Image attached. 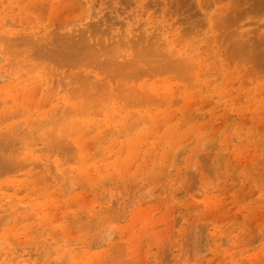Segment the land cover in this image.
Segmentation results:
<instances>
[{"label": "rangeland", "instance_id": "obj_1", "mask_svg": "<svg viewBox=\"0 0 264 264\" xmlns=\"http://www.w3.org/2000/svg\"><path fill=\"white\" fill-rule=\"evenodd\" d=\"M1 1L0 32L2 34L0 33V48H3L2 46H4V48L3 50H0V87H3L2 89L0 88V125L2 124L0 126L2 127L0 128L2 129L0 130V138L5 140V142L8 139H11L12 142H9L8 140V144L4 143L3 146L6 145L7 148L4 147L2 149V146L0 147V157L4 152L8 156L2 154V156L5 157H1L0 165L4 162L9 164V162L18 163V161L20 164V160H22V162L23 160H27V163L23 162L22 165L20 164L21 168L25 167L24 170L23 168L22 170L19 168L20 165L17 166V168L12 169V171L9 170L3 172V169L0 170V172H2L0 173V185L2 184L0 186V264H24V262L25 264H100L101 261L103 262L101 264H113L112 261L114 260L115 264H264V223H262L264 222V218L262 219V217H264V179H262L264 178V170L258 169L260 165L264 164L263 150L260 152V147H256L257 145H242V143H240V136L236 138L239 134L238 131H236V128L233 130L235 133L233 131L229 132V130L226 131L229 129L228 125L230 122H233L234 127H237L236 125H250L252 122L254 123L253 120L252 122H248V120L251 121L250 118L252 115L250 112L252 111L254 114L258 113V116L260 115V119H258L259 117L255 118L254 125L258 128V133L261 134L264 131V89L259 88L255 90L258 85H252L251 87L248 85V87H244L247 85L248 81H251V79L254 80L251 81L253 84L263 82L262 80H264V76L261 78L262 74L258 72V63L256 62L255 65V61L252 62L254 58H257L262 54L264 55V43L259 40V37L264 36L263 34H259L264 32V9L262 10V8L259 7L261 4H259L257 0H243L239 4L241 7L240 10L242 11H236L235 14L238 15L237 13H239L238 17H240V19H237L241 20V24H238L237 26L241 31H245V33L242 32L244 36H246L247 33V37L249 38H258V40L252 41V45L251 42L248 43L252 47L255 45L254 49L256 54L253 56L254 58H252V61H248L247 58L249 59V57L247 56H244V58L242 56L235 58L228 57L229 54H232V51L228 50L230 48L229 45L231 46V41L226 40V43H222V39L220 41L221 36L218 38L220 44L218 43L215 48L216 50L213 49L214 46L212 45L215 40H211V43L206 44L203 48L204 50L201 48V54L203 53L202 55L205 57L204 59L207 64L209 63L206 69L217 68V71L213 70L215 75L207 74L208 77L210 76L209 78L205 76L206 73L202 72L203 77H207L205 78L206 83L209 81L215 83L212 80L218 75L217 84L220 86L224 83L226 86V91L224 93L218 92L219 95L217 93L215 97L212 92L209 93L206 91L207 87L204 85H200L201 87L196 90L194 87L196 88L198 85L194 82V79L191 84L187 83L188 85L186 86V82L178 79L174 72L159 77L149 75L142 76L139 79L131 80L133 86H136V84L142 85L143 83L141 82L143 80L151 79V83L156 84L155 89H160V91L157 92L160 95L157 98L154 97L151 99L150 104H148L149 101L146 103L141 102L139 104L129 102L124 103L123 100H126L125 97L122 99L120 106L117 104H115L117 107L112 104L106 106L103 105V111L106 110L108 112V114H106L103 111L99 112L98 109L95 110L96 107L94 110L89 111V105L84 102L80 103L81 98L79 97H82V94L78 91H76L77 93L75 92L78 85L74 84L72 82L74 80L71 78L72 73H76L78 70L75 71L69 67L60 68L55 64L50 65L49 68L52 70L46 67V64H42L35 68H27L28 66L25 63L26 55L22 54L23 48H20V50L19 48H16L14 50L6 44L7 42L4 39L8 35H11V33H15L14 35H22V33L28 32L30 34L25 33L23 36L29 37L32 41H40L44 38L52 37L54 32L61 29L69 30V26L84 30L87 26L93 25L95 22L99 23L100 18L101 20L112 21V17L113 21L115 18L114 23H116V29H121L122 31L123 28H127L128 23L129 25L131 24V28H134L135 25L140 26L138 28H141V31L137 27H135L136 29L134 28L136 31L135 34L139 35L137 32H142L146 30V28L148 31H151L154 28L158 29L161 22H164L165 20L162 18L164 15L161 16L162 14L160 13L156 15V12H160L157 9H155L156 11L151 9L152 14H150L151 10L148 9V12L145 6V10H139L141 9L140 7L144 5V0H136L135 2L132 0L131 4H126L125 0H122L123 2L121 1V4L120 0H118L119 3H117L116 0H90L88 2L84 0V3L77 4L72 0L74 7L71 9L68 8V5L70 4L65 3L63 0ZM170 2L171 0H169V3ZM232 2L235 3V0H215V2L211 0H202V2L201 0H189L188 2L187 0V3L190 4L188 6H183L178 12L174 10L170 3L169 6L171 7H169V9L171 11L173 10L172 12L174 13L169 10L172 13L170 14L169 12V15L173 18L172 21L168 20L169 23L167 22L170 39L169 44L175 45L179 48V44L185 41L184 39L187 37V31H189L187 26H190L192 23H197V15L200 17L198 20L202 23L204 21L209 22L207 19L213 14L211 12L214 11L217 12L218 18L225 17L227 13L229 15L230 12L228 9L233 5ZM261 2H264V0ZM110 3H112V5ZM146 3H148V1ZM201 4L202 7H200ZM124 5L126 7L129 5V10ZM130 6H132V8ZM263 6L262 3V7ZM133 7L135 9H133ZM256 7H258V10H256ZM115 9L119 12L116 13ZM33 10L37 12H34ZM182 10H184V12ZM20 11L22 12V15ZM29 11H31V14L33 11L34 15L30 14L33 18H30ZM141 11H143L142 14ZM194 11L196 16H193ZM226 11L228 12L226 13ZM121 12L125 16L122 14L121 16ZM241 12H243L242 17L240 15ZM108 13L111 16H107ZM249 13L252 15L251 18L249 17ZM187 14H190L192 18H195L191 19L192 21L189 20L190 22L187 20L185 21ZM232 14L233 13H231V15ZM117 15L120 16L119 20H117ZM132 15H134V18ZM39 16H41V21L38 19ZM170 16L169 18H171ZM65 17L71 18H69V21H66L68 19ZM253 17H256V20L258 17V20L256 21ZM138 19L141 21L139 20L138 22ZM224 19H227V17ZM248 19L249 21H247ZM52 21H54L53 24H55V29L58 28L56 31L53 29L54 25L51 23ZM58 21L61 22V26ZM133 21L136 24H133ZM200 21H198V25L201 24ZM126 22L127 25H125ZM238 22L239 21H237V23ZM121 23L125 27L122 26ZM230 24L231 23L229 22L218 20L213 21V26L225 25L223 27L227 28V25L228 28L226 31L228 33L229 28L232 30ZM204 25L205 22L203 23L202 29L204 35H219V33L215 32L208 26L207 29ZM256 28L260 29V31ZM2 29H4V31L6 29L8 32H2ZM250 32L252 33L250 34ZM6 33L8 34L6 35ZM257 33L258 35H256ZM38 34L40 36L37 37L39 40L34 36ZM43 34L45 35L44 38L42 36ZM234 38L235 37H233V39ZM260 39L264 40L263 37ZM176 42H179L177 43L178 45ZM219 46L223 49L224 53L218 52ZM206 53L209 55L207 56ZM9 54H12V57L9 56ZM1 56H6L8 58L4 57L6 58L4 59ZM237 58L242 59L236 60ZM230 59L233 60L230 61ZM218 62H220L219 65ZM20 68L21 73L18 70L16 71V69ZM26 69L29 71H27L28 75L25 73ZM255 71L257 72L255 73ZM96 72L98 71L96 70ZM258 74L261 75L259 77L261 79L257 80ZM219 76H222V78H219ZM225 76H228V78H225ZM230 79L231 83L229 85V91L240 89V92L235 93L232 91V93L234 92L232 98L231 91L229 92L227 89V83ZM21 80L25 81L22 82ZM19 82L23 85H19ZM190 85L192 87H190ZM11 87L14 89L12 88V90ZM9 89L12 90V92ZM252 89H254V99H250L251 102L247 103V100H245V93ZM195 90L197 92H195ZM25 91L28 92L26 93ZM193 91L195 94H191V92L194 93ZM203 91L205 93L207 92L212 99H208L209 96H206ZM183 92L185 96L183 95ZM10 93H13V95ZM161 93L164 95H161ZM25 94H27L26 98ZM178 94L181 96L177 97ZM162 97L164 99H162ZM30 98L34 100L33 103L30 101ZM192 98L195 99L193 100ZM236 98H238V100L234 102L233 99ZM61 99L62 103L60 102ZM203 100L207 104H204ZM153 101H157V103L154 105L152 103ZM34 103H36L37 106L34 105ZM43 103L44 105H42ZM77 103L82 105L81 107L83 111L81 113H75L74 115L77 117L75 118L73 114L69 113L72 111L69 110V108L72 104L75 105ZM161 105L165 107H162ZM34 106L41 108H35ZM53 107L54 109H51ZM261 109L263 111H261ZM31 110L34 111L32 112V115L30 113ZM259 110L260 114L258 112ZM175 113L176 115H174ZM51 114H54L53 117H50L52 116ZM202 115L203 119L201 118ZM255 115L254 117H257ZM57 116L58 120L63 124H59V121H56ZM64 116L65 118H69L67 122L63 119ZM32 117H35V120H32ZM73 117L75 119L71 122ZM38 118L40 121L37 125ZM45 118H47V120L50 118L51 121H45ZM16 120H18L17 123H15ZM31 121L36 125L33 126L34 124ZM73 121H76V123L74 124ZM56 123L58 129L56 128ZM30 124L33 127H31ZM46 124H48L49 128ZM61 124L67 127H60L59 125ZM54 126L57 130L60 129L61 131H57L55 128L53 129ZM179 126L181 128H179ZM20 127L23 128L21 129ZM69 127L70 129H68ZM40 128L42 129L39 131ZM74 128H76V130H73ZM29 129L32 131L30 130V132ZM45 129L47 132L44 131ZM52 129L55 133L57 131L56 135L58 137L51 132ZM16 130L20 140L18 139V136L17 138L15 136L17 135ZM33 130L36 131L34 132L35 135ZM8 131H10V133ZM48 131L50 134H47ZM175 131L177 134H173ZM80 132L81 134H79ZM39 133H41V136ZM72 133L73 137H71ZM87 133L88 135H86ZM42 135H45L43 136L45 138V141L43 142H41V140L39 141V139H42ZM63 135L67 136L65 141L63 139L64 137L62 138ZM14 136L16 139L13 140ZM96 137L99 138L95 140ZM26 138H29L28 141H26ZM78 139L82 140L79 142L80 144L78 143ZM90 139L92 141H90ZM66 141L68 143L72 141V143L75 144V146L72 145L75 149L72 146V148L70 147L69 149V144ZM138 141L142 143H139L140 146L138 143L136 144ZM180 141L185 146L182 147L183 144L180 143ZM21 142L23 144L22 148H20L22 145ZM145 142H147V144H145ZM88 143H90V145ZM103 143H106V146ZM13 144H15V146ZM16 144H18V147ZM66 144L68 146H66ZM211 144L213 146L212 148H209ZM8 145H13L14 148L13 146H10V148ZM137 145L139 146L137 150L140 148L138 151L136 150ZM145 145L146 149H143V147L145 148ZM228 146L232 148L238 147L237 153L229 155L225 151ZM15 147L19 149V154L21 155L18 154V150ZM65 148L67 150H65ZM197 148L198 151L195 150ZM15 149L17 151H15ZM76 149L77 151H75ZM252 149L255 150V153L257 152L256 154H253V156L251 155L253 153ZM79 152L84 154L81 155ZM206 153L208 155H206ZM85 154L87 155L85 156ZM194 154H196V157ZM177 156L179 158H177ZM260 157H262L263 160H261ZM90 159L92 160L90 161ZM206 159L209 161H206ZM212 159H214L213 162ZM248 159L251 160V162ZM34 162H36L37 166L36 164H33ZM205 162H210V164L208 163L207 165L206 163L205 166H203ZM81 165H83V167ZM255 165L257 166L255 167ZM28 167L29 171L26 169ZM78 168L81 171H79ZM253 172L259 177V180L256 183L251 180ZM3 173L7 174L3 176ZM99 173L100 175H97L98 178H96L95 181L94 178L97 176H94V174L96 175ZM247 175H250V177L247 178ZM92 178L93 180H91ZM24 179H27L26 182ZM225 184H227V186ZM242 190L243 193H241ZM255 191L256 194H254ZM43 200L44 204L42 203ZM235 200H238L239 202ZM29 204L30 207H28ZM239 217H241L240 220H238ZM234 222L235 224H233ZM261 224L263 227H261ZM15 250L17 252H15ZM98 258L100 259V263L97 262V260L99 261ZM87 261L90 263H87Z\"/></svg>", "mask_w": 264, "mask_h": 264}, {"label": "bare ground", "instance_id": "obj_2", "mask_svg": "<svg viewBox=\"0 0 264 264\" xmlns=\"http://www.w3.org/2000/svg\"><path fill=\"white\" fill-rule=\"evenodd\" d=\"M1 1V0H0ZM10 1V0H9ZM8 1V2H9ZM16 1V0H15ZM19 1V0H18ZM47 1H51V0H47ZM63 1H65V3H69L70 5H68V8L69 9H71V8H73L74 7V4H73V2H72V0H63ZM75 3H79V4H81V3H84L83 1L84 0H73ZM85 1H90V0H85ZM114 1V0H113ZM113 1H112V3H113ZM117 1V3H119V1L118 0H116ZM121 1L122 0H120V4H121ZM131 1L132 0H125V2H126V4H131ZM136 0H134V2H135ZM145 2H144V5L142 6V7H140L141 9H139V10H145V7L147 8V11L149 12V10H153V11H156L155 9H157V10H159L160 12H156V15L157 14H162L161 16H163L162 18H164L165 20H164V22H166V23H164V22H161V25L159 26V28L157 29H152L151 31H148L147 30V28H146V30H144V31H142V32H139L138 31V29L141 31V28H138V27H140V26H136L135 25V27H137L138 29H137V34L139 33V35H136L135 34V30H134V28L132 29L131 28V24L129 25V23H128V25H129V28H128V25H127V22L125 23V25H127V28H123V31L121 30V29H116V23H114V21H115V18H114V21H113V17H112V21H106V20H101V18H100V21H99V23L98 22H95L93 25H89V26H87L84 30H80L79 28H77V27H70L69 26V30H63V29H61V30H59V31H57V32H54V34L52 35V37H48V38H44L45 37V35L43 34L42 36H43V40H40V41H32L29 37H26V36H23V34H25V33H28V32H24V33H22V35L20 34H16V35H14L13 33H11V35H8L4 40L7 42H5L6 44H8L9 45V47L10 48H12V49H16V48H19V50H20V48H23V55H26L25 56V58H26V65L28 66L27 68H35V67H39V66H41L42 64L44 65V64H46V67H50V65L51 64H55L56 66H58V67H60V68H65V67H69V68H71V69H74L75 71H77L78 70V72H76V73H72V80H74V81H72L74 84H76V85H78L77 86V88L75 89V92L76 91H78L79 93H81L82 94V97H79V98H81V100H80V103H86L87 105H89V111L90 110H94L95 109V107H96V109L95 110H97L98 109V111L99 112H102L103 111V105H108V104H112L113 106L115 105V104H117V105H119L120 106V103H122V99H124L125 97H126V100H123V102L125 103V102H129V103H135V104H139V103H141V102H147V101H149L148 102V104H150V100L151 99H153L154 97H158L160 94L159 93H157L158 91H160V89H155V87H156V84H153V83H151V79H145V80H143L141 83H143L142 85H140V84H136V86H133V82H131V80H133V79H139L140 77H142V76H154V77H159V76H165V75H167L168 73H170V72H174L176 75H177V77H178V79H181L183 82H186V86L188 85V84H191L192 82H193V79H194V82L198 85V87H194V89H196L197 90V88H199V87H201L200 85H204V86H206L207 87V89H206V91H208L209 93L210 92H212L214 95H215V97H216V95H217V93L219 92V93H224L225 91H226V86H225V84L224 83H222L220 86L217 84V80H218V75H217V77L215 76V79L214 80H212V81H214L215 83H212L211 81H209V82H207L206 83V79L205 78H207L208 76H207V74L209 75H215L214 74V72H213V70L214 71H217V68H210V69H206L207 68V66L209 65V63L207 64V62H206V60L204 59L205 57H203V53L201 54V51H202V49L206 46V44H208V43H211V40H215L213 43H212V45L214 46L213 47V49H215L216 48V46L218 45V43L221 41V39H222V43H226V40H230L231 41V46L229 45V51H232V54L230 55H228V57L230 56V57H232V58H235V57H239V56H242L243 58H244V56H247V57H249V59L247 58V60L249 61H252V58H254L253 56H255V54H256V51H255V49H254V47H255V45H254V47H252V46H250L248 43H250L251 42V45L253 44L252 43V41H255V40H258V38H255V39H252V38H249V37H247L248 36V34L246 33V36H244V34L243 33H245V31L244 30H240L239 29V27L237 26L238 24H241V20H238V19H240V17H238V15H239V13H237L238 15H235L236 14V11H242V10H240L241 9V7H240V3L243 1V0H235V3L234 2H232V6H230L229 7V9H228V11L230 12L229 13V15H228V11H226V15H228V16H226L225 15V17L223 16L222 18L220 17V18H218L217 16H218V14H217V12H211V13H213V14H211V16L207 19V20H209V22H207V21H204L205 22V25H204V27L206 26H208V27H210L211 29H213L215 32H217V33H219V35L218 36H210V35H204L203 34V23L200 21V20H198L200 17H199V15H197V23H198V21H200V23L201 24H197V23H192L190 26H187V28L189 29V31H187V37H185V41H183L182 43H180L179 44V48L177 47V46H175V45H171V44H169V29L167 28V24L169 23V21H172V17L169 15V12L171 11L170 9H169V7H171V6H173V8H174V10L176 11V12H178L179 10H181V8H183V6H188L189 4L187 3V0H171V6H169V0H147L148 1V3H146L147 1L146 0H144ZM211 1H214L215 2V0H211ZM228 1V0H227ZM248 1V0H247ZM251 1V0H250ZM262 0H257V2H259V4H261L259 7H261L262 8V10L264 9L263 7H262V3H263V5H264V2H261ZM2 2V1H1ZM12 2V1H11ZM123 2V1H122ZM125 2H124V4H125ZM188 2H189V0H188ZM201 2H202V0H201ZM13 3V2H12ZM19 3V2H18ZM36 3V2H35ZM112 3H110L111 5H112ZM133 3V2H132ZM193 3V2H192ZM191 3V4H192ZM199 3V2H198ZM255 3H256V1H255ZM90 4H91V2H90ZM135 4V3H134ZM200 4V3H199ZM257 4V3H256ZM39 5V4H38ZM123 5V4H122ZM121 5V7L123 8V6ZM136 5V4H135ZM209 5V4H208ZM125 6V5H124ZM129 6V5H128ZM128 6L126 7V8H128ZM145 6V7H144ZM194 6H195V4H194ZM216 6V5H215ZM214 6V7H215ZM251 6H252V4H251ZM1 7V6H0ZM4 7V6H3ZM8 7V6H7ZM83 7V6H82ZM113 7V6H112ZM131 8H132V6H130ZM135 7V6H134ZM133 7V9H135ZM196 7V6H195ZM200 7H202V4L200 5ZM207 7V6H206ZM243 7V6H242ZM25 8H26V6H25ZM32 8V7H31ZM34 8H36V7H34ZM120 8V7H119ZM143 8V9H142ZM172 8V9H173ZM193 8V7H192ZM253 8V7H252ZM149 9V10H148ZM187 9V8H186ZM36 10V9H35ZM61 10V9H60ZM113 10V9H112ZM121 10V9H120ZM128 10H129V8H128ZM132 10V9H131ZM152 10L150 11V14H152ZM170 10V11H169ZM188 10V9H187ZM227 10V9H226ZM256 10H258V7H256ZM28 11V10H27ZM34 11V10H33ZM33 11H32V14L34 15V13H33ZM115 11H116V13L117 12H119V11H117V9H115ZM125 11V10H124ZM137 11V10H136ZM146 11V12H147ZM162 11V12H161ZM173 11V10H172ZM171 11V12H172ZM183 12H184V10H182ZM197 11V10H196ZM244 11V10H243ZM1 12V11H0ZM12 12H13V10H12ZM15 12V11H14ZM31 11H29V16H30V13ZM34 12H37V11H34ZM135 12V11H134ZM142 12L143 11H141V14H142ZM147 12V13H148ZM170 12V14H172V13H174V12H172L171 13ZM199 12V11H198ZM255 12V11H254ZM20 13H21V15H22V12L20 11ZM67 13H69V12H67ZM113 13V12H112ZM111 13V14H112ZM124 13V12H123ZM145 13V12H144ZM188 13V12H187ZM190 13V12H189ZM195 13V11L193 12V16L196 14H194ZM203 13V12H202ZM231 13H233L232 15H231ZM246 13V12H245ZM257 13V12H256ZM262 13V12H261ZM31 14V15H32ZM38 14H40V13H38ZM37 14V15H38ZM122 14V12L120 13V15ZM125 14V13H124ZM131 14V13H130ZM133 14V13H132ZM154 14V13H153ZM197 14H199V13H197ZM247 14V13H246ZM25 15H27V14H25ZM36 15V14H35ZM110 14L108 13L107 14V16H109ZM123 15V14H122ZM121 15V16H122ZM140 15V14H139ZM155 15V14H154ZM174 15V14H173ZM191 15H192V12H191ZM190 14L188 15L187 14V16L185 17V21L187 20V21H189V20H191V19H193V18H195V17H193L192 18V16H191ZM202 15V14H201ZM241 17H242V15H243V12H241ZM254 15V14H253ZM28 16V17H29ZM105 16V15H104ZM111 16V15H110ZM123 16H125V15H123ZM126 16H128V15H126ZM130 16V15H129ZM134 15H132V17H133ZM152 16V15H151ZM169 16L171 17V18H169ZM196 16V15H195ZM203 16V15H202ZM237 16V17H236ZM247 16H248V14H247ZM256 16V15H255ZM37 17V16H36ZM40 17L41 16H39L38 17V19H40ZM53 17V16H52ZM56 17V16H55ZM67 17V16H66ZM65 17V18H66ZM117 17V20H119L120 18V16H116ZM149 17V16H148ZM153 17V16H152ZM204 17H206V16H204ZM208 17V16H207ZM227 17V19H224V18H226ZM249 17L251 18L252 17V15L249 13ZM258 17H259V14H258ZM258 17H257V20H258ZM21 18V17H20ZM30 18H33V17H31L30 16ZM30 18H29V20H30ZM42 18H43V16H42ZM69 18H71V17H69ZM69 18H66V19H68V20H66V21H69ZM73 18H74V16H73ZM104 18V17H103ZM134 18V17H133ZM132 18V19H133ZM140 18V17H139ZM202 18V17H201ZM238 18V19H237ZM254 18V17H253ZM256 18V17H255ZM254 18V19H255ZM263 18H264V16H263ZM16 19V18H15ZM37 19V18H36ZM108 19V18H107ZM110 19V18H109ZM141 19H142V17H141ZM153 19V18H152ZM195 19V20H196ZM19 20V19H18ZM117 20H116V22H117ZM139 20L140 19H138L137 21L139 22ZM169 20V21H168ZM176 20V19H175ZM216 21V20H218V21H223V22H229V23H231L230 25H231V29L232 30H230V28H229V33L226 31V29L228 28V26L227 25H229V24H227L226 25V27L227 28H225V27H223V26H225V25H221V26H213V21ZM256 20V19H255ZM256 20V21H257ZM261 20L263 21V19L261 18ZM24 21V20H23ZM32 21V20H31ZM39 21H41V19L39 20ZM128 21V20H127ZM136 21V22H137ZM141 21V20H140ZM192 21V20H191ZM237 21H239L238 23H237ZM247 21H249V19L247 20ZM16 22V21H15ZM50 22V21H49ZM48 22V23H49ZM53 22L54 21H52L51 23L53 24ZM59 22V21H58ZM131 22V21H130ZM134 22V21H133ZM168 22V23H167ZM177 22V21H176ZM190 22V21H189ZM242 22H243V20H242ZM255 22V21H254ZM253 22V23H254ZM259 22H260V19H259ZM41 23V22H40ZM60 23V26H61V22H59ZM108 23H110V24H108ZM119 23V22H118ZM118 23H117V25H118ZM140 23H142V22H140ZM157 23V22H156ZM179 23V22H178ZM185 23V22H184ZM246 23H248V22H246ZM256 23V22H255ZM264 23V22H263ZM3 24V23H2ZM17 24H18V22H17ZM34 24V23H33ZM62 24H63V22H62ZM65 24V23H64ZM71 24V23H70ZM77 24V23H76ZM122 24V23H121ZM133 24H136L135 22L133 23ZM257 24V23H256ZM22 25H24V24H22ZM35 25H36V23H35ZM54 25V31H56L58 28H56L55 29V24H53ZM67 25V24H66ZM65 25V26H66ZM143 25V24H142ZM187 25V24H186ZM202 27H201V26ZM31 26V25H30ZM57 26H58V24H57ZM60 26H59V28H60ZM64 26V25H63ZM73 26V25H72ZM122 26H124L123 24H122ZM134 26V25H133ZM192 26V27H191ZM263 26H264V24H263ZM262 26V27H263ZM10 27H12V26H10ZM15 27V26H14ZM33 27V26H32ZM35 27V26H34ZM125 27V26H124ZM143 27V26H142ZM185 27V26H184ZM208 27H207V29H208ZM62 28V27H61ZM64 28V27H63ZM66 28V27H65ZM67 28H68V26H67ZM70 28H72V29H70ZM76 28V29H75ZM145 28V27H144ZM191 28V29H190ZM241 28V27H240ZM242 28H243V26H242ZM255 28V27H254ZM8 29V28H7ZM10 29H12V28H10ZM36 29V28H35ZM34 29V30H35ZM125 29V30H124ZM127 29V30H126ZM136 29V28H135ZM167 29V30H166ZM256 29H258V28H256ZM9 30V29H8ZM8 30H6L5 29V31H7L8 32ZM121 30V31H120ZM142 30H143V28H142ZM160 30V31H159ZM210 30V29H209ZM246 30V29H245ZM259 31H260V29H258ZM261 30H263V29H261ZM2 32H5L4 31V29H2L1 30ZM16 31V30H15ZM15 31H12V32H15ZM205 31V30H204ZM211 31V30H210ZM52 32V31H51ZM213 32V31H212ZM243 32V33H242ZM1 33V32H0ZM33 33H35V32H33ZM49 33H50V30H49ZM170 33H172V32H170ZM252 32H250V34H251ZM255 33V32H254ZM2 34V33H1ZM1 34H0V36H1ZM4 34V33H3ZM8 33H6V35H7ZM28 34H30V33H28ZM211 34V33H210ZM260 35L261 34H263L264 35V32L262 33H259ZM5 35V34H4ZM17 35H19V36H17ZM31 35H32V33H31ZM41 35V34H40ZM175 35H177V34H175ZM179 35V34H178ZM182 35V34H181ZM180 35V36H181ZM212 35V34H211ZM256 35H258V33L256 34ZM35 37H36V39H38L37 37H40L39 36V34L38 35H34ZM42 36H41V38H42ZM179 36V37H180ZM185 36V35H184ZM221 36V38H220V41H219V37ZM251 36V35H250ZM32 37H33V35H32ZM47 37V36H46ZM182 37V36H181ZM233 37H235L234 39H233ZM237 37V38H236ZM246 37V38H245ZM257 37V36H256ZM259 37V36H258ZM263 38H264V36H262ZM262 37H259V40L261 41V42H263L264 43V40H262V39H260V38H262ZM227 38V39H226ZM36 39H34V40H36ZM179 39V38H178ZM181 39V38H180ZM236 39V40H235ZM39 40V39H38ZM174 40V39H173ZM173 40H172V42H173ZM182 41V40H181ZM232 41H233V43H232ZM260 41H258V42H260ZM258 42H256V43H258ZM4 43V44H5ZM174 43V42H173ZM177 43H179V42H176V44ZM255 43V42H254ZM220 44V43H219ZM230 44V43H229ZM233 44V45H232ZM248 44V45H247ZM1 45H2V43H1ZM7 45V46H8ZM178 45V44H177ZM259 45V44H258ZM260 45H261V43H260ZM263 45V44H262ZM6 46V47H7ZM3 48H4V46H2ZM9 47H8V49H9ZM24 47H26V48H24ZM3 48H0V50L2 49L3 50ZM202 48V49H201ZM7 49V48H6ZM11 49V50H12ZM258 49V48H257ZM204 50V49H203ZM216 50V49H215ZM227 50V51H228ZM258 50H260V49H258ZM262 50H263V48H262ZM7 51V50H6ZM218 52H220V53H224L223 52V49H221L220 48V46H219V51ZM264 52V51H263ZM3 53V52H2ZM2 53H1V55H2ZM231 53V52H230ZM5 55H8V54H5ZM12 55V54H11ZM10 54H9V56H11ZM205 55V54H204ZM206 55H207V53H206ZM209 55V54H208ZM207 55V56H208ZM259 55H261V54H259ZM206 56V57H207ZM218 56V55H217ZM224 56V55H223ZM258 56V55H257ZM1 57H3V56H1ZM4 57H6V56H4ZM3 57V58H4ZM12 57V56H11ZM14 57V56H13ZM20 57V56H19ZM209 57H211V56H209ZM208 57V58H209ZM6 58H8V57H6ZM6 58H4V59H6ZM17 58V57H16ZM207 58V59H208ZM21 59H22V57H21ZM240 60V59H242V58H237L236 60ZM246 59V58H245ZM2 60V59H1ZM15 60V59H14ZM210 60H212V59H210ZM214 60V59H213ZM233 60V59H232ZM231 59H230V61H232ZM12 61H13V59H12ZM16 61V60H15ZM18 61H19V59H18ZM255 61V65H256V62L258 63V72L260 73V74H262V76L260 75V74H258V77H257V80L258 79H261L263 76H264V55L262 54L261 56H259V57H257V58H254V60L252 61V62H254ZM1 62V61H0ZM23 62V61H22ZM22 62H21V64H22ZM215 62V61H214ZM238 62H240V61H238ZM13 63V62H12ZM233 63V62H232ZM234 63H236V62H234ZM11 64V63H10ZM17 64V63H16ZM15 64V65H16ZM48 64V65H47ZM212 64H214V63H212ZM220 64V62H218V65ZM243 64H245V63H243ZM14 65V66H15ZM215 65V64H214ZM1 66V65H0ZM24 66V65H23ZM226 66V65H225ZM244 66H246V65H244ZM9 67V66H8ZM11 67V66H10ZM16 67V66H15ZM45 67V68H46ZM252 67H253V65H252ZM13 68V67H12ZM218 68H219V66H218ZM229 68V67H228ZM254 68V67H253ZM252 68V69H253ZM256 68H257V66H256ZM41 69V68H40ZM43 69V68H42ZM50 69V68H49ZM220 69H221V66H220ZM251 69V68H250ZM12 70V69H11ZM21 71V68L20 69H16V71ZM24 70V69H23ZM22 70V71H23ZM34 70V69H33ZM50 70H52V69H50ZM54 70V69H53ZM96 70L98 71V72H96ZM254 70H256V69H254ZM13 71H15V70H13ZM27 71H28V69H26V74L28 75V73H27ZM37 71H38V69H37ZM46 71V70H45ZM49 71V70H48ZM219 71V70H218ZM222 71V70H221ZM220 71V72H221ZM29 72V71H28ZM36 72V71H35ZM202 72H204V73H206L205 74V76H207V77H203V75H202ZM229 72V71H228ZM247 72V71H246ZM257 71H255V73H256ZM21 73V72H20ZM37 73V72H36ZM99 73H101V74H99ZM218 73V72H217ZM247 74V73H246ZM251 74V73H250ZM17 75H18V73H17ZM30 75H32V74H30ZM220 75H222V74H220ZM13 76V75H12ZM261 76V78H259ZM45 77H46V75H45ZM210 77V76H209ZM208 77V78H209ZM222 78V76H219V78ZM91 78V79H90ZM212 78V77H211ZM225 78H228V76H225ZM48 79V78H47ZM49 79H50V77H49ZM263 79H264V77H263ZM167 80H169V79H167ZM22 81V80H21ZM25 80H23L22 82H24ZM251 81H254V80H252L251 79ZM251 81H248L247 82V85L246 86H244V87H248V85H249V87H251L252 85H258L256 88H255V90H257V89H259V88H263L264 89V80H262L263 82H260V83H256V84H253ZM46 82H47V80H46ZM71 82V83H72ZM220 82V81H219ZM20 83V82H19ZM188 83V84H187ZM230 83H231V79L228 81V83H227V89H228V91H229V85H230ZM214 84V85H213ZM243 84V83H242ZM11 85V84H10ZM17 85V84H16ZM19 85H23V84H19ZM165 85H167V84H165ZM169 85V84H168ZM233 85H234V82H233ZM232 85V86H233ZM7 87V86H6ZM20 87V86H19ZM138 87H139V89H138ZM164 87V86H163ZM166 87V86H165ZM169 87H171V86H169ZM190 87H192L191 85H190ZM244 87H241V88H244ZM1 89L3 88V87H0ZM13 87H11V89H12ZM18 88V87H17ZM29 88V87H28ZM14 89V88H13ZM12 89V90H13ZM23 89V88H22ZM163 89V88H162ZM167 89V88H166ZM171 89V88H170ZM193 89V88H192ZM202 89V88H201ZM10 90V89H9ZM12 90H10L11 92H12ZM195 90V92H197ZM200 90V89H199ZM242 90V89H241ZM2 91V90H1ZM16 91V90H15ZM22 91V90H21ZM30 91H31V89H30ZM58 91V90H57ZM56 91V92H57ZM170 91V90H169ZM178 91V90H177ZM192 91V90H191ZM231 91V90H230ZM229 91V92H230ZM232 91H234V90H232ZM232 91L230 92L231 93V98L233 97V93L235 92H240V89H236V91H234L233 93H232ZM253 91H254V89H252V90H250V91H248L247 93H245L246 94V98H245V100H247V103H250L251 102V100L250 99H254L253 98ZM5 92V91H4ZM18 92V91H17ZM26 92V91H25ZM28 92V91H27ZM26 92V93H27ZM162 92V91H161ZM186 92V91H185ZM194 92V91H193ZM195 92L194 93H192L191 92V94H195ZM200 92H201V90H200ZM199 92V93H200ZM204 92V91H203ZM19 93V92H18ZM17 93V94H18ZM31 93H32V91H31ZM77 93V92H76ZM176 93V92H175ZM174 93V94H175ZM178 93V92H177ZM207 93V92H206ZM205 92H204V94L206 95V96H209L208 95V93L206 94ZM219 93H218V95H219ZM2 94H3V92H2ZM7 94H8V92H7ZM11 94V93H10ZM15 94V93H14ZM11 95H13V93L11 94ZM26 95L27 94H25V98H26ZM31 95V94H30ZM161 95H164V94H162L161 93ZM166 95V94H165ZM175 95H177V94H175ZM183 95H184V92H183ZM188 95V94H187ZM201 95V94H200ZM203 95V94H202ZM204 95V96H205ZM221 95V94H220ZM228 95H229V93H228ZM227 95V96H228ZM235 95V94H234ZM15 96V95H14ZM17 96V95H16ZM28 96H29V94H28ZM34 96V95H33ZM79 96V95H78ZM181 96V95H180ZM179 96V94H178V96L177 97H180ZM185 96V95H184ZM189 96V95H188ZM203 96V97H204ZM260 96V95H259ZM258 96V97H259ZM30 97V96H29ZM161 97V96H160ZM164 97V96H163ZM162 97V99H164ZM167 97V96H166ZM187 97V96H186ZM196 97V96H195ZM32 98V97H31ZM30 98V99H31ZM34 98V97H33ZM52 98H53V95H52ZM61 98V97H60ZM59 98V99H60ZM211 97L209 96L208 97V99H210ZM21 99V98H20ZM161 99V100H162ZM191 99V98H190ZM193 99V98H192ZM195 99V98H194ZM193 99V100H194ZM212 99V98H211ZM220 99V98H219ZM242 99V98H241ZM34 100H35V98H34ZM34 100H30V101H32V103H33V101ZM45 100H47V99H45ZM75 100H76V98H75ZM119 100V101H118ZM155 100V99H154ZM238 100V98H236V99H233V101L234 102H236ZM7 101V100H6ZM39 101V100H38ZM37 101V102H38ZM42 101V100H41ZM77 101V100H76ZM163 101H165V100H163ZM179 101V100H178ZM184 101H186V100H184ZM189 101V100H188ZM197 101V100H196ZM207 101V100H206ZM210 101V100H209ZM48 102V101H47ZM53 102V101H52ZM51 102V103H52ZM60 102L62 103V99L60 100ZM79 102V101H78ZM194 102V101H193ZM203 102H204V100H203ZM230 102V101H229ZM239 102V101H238ZM242 102H243V100H242ZM1 103V102H0ZM30 103V102H29ZM49 103V102H48ZM54 103H55V101H54ZM59 103V102H58ZM80 103H77V104H72L71 105V107L69 108V110H72L71 112H69L70 114H75V113H81L83 110H82V105L80 104ZM154 105H155V103H157V101H153L152 102ZM161 103V102H160ZM166 103V102H165ZM167 103H168V100H167ZM190 103V102H189ZM192 103V102H191ZM210 103V102H209ZM209 103H208V106H209ZM263 103V102H262ZM9 104V103H8ZM31 104V103H30ZM163 104V103H162ZM204 104H207V103H205L204 102ZM34 105H36V103H34ZM42 105H44V103L42 104ZM46 105H47V103H46ZM169 105V104H168ZM20 106V105H19ZM22 106V105H21ZM37 106V105H36ZM52 106H53V104H52ZM153 106V105H152ZM159 106V105H158ZM162 106V105H161ZM204 106V105H203ZM205 106H207V105H205ZM35 107V106H34ZM46 107V106H45ZM44 107V108H45ZM86 107H88V106H86ZM115 107H117L116 105H115ZM162 107H165V106H162ZM216 107V106H215ZM6 108H7V106H6ZM35 108H41V107H35ZM160 108V107H159ZM249 108H251V107H249ZM5 109V108H4ZM33 109V108H32ZM43 109V108H42ZM51 109H54V107L53 108H51ZM120 109V108H119ZM165 109H168V108H165ZM204 109V108H203ZM252 109H253V106H252ZM264 109V108H263ZM34 110V109H33ZM39 110V109H38ZM27 111V110H26ZM36 111H37V109H36ZM202 111V110H201ZM205 111V110H204ZM252 111V110H251ZM261 111H263L262 109H261ZM28 112H30V111H28ZM32 112H34V111H32L31 110V115H32ZM104 113H106V114H108V112L106 111V110H104L103 111ZM118 112V111H117ZM184 112V111H183ZM250 112V111H249ZM253 112V111H252ZM252 112H250V114L252 115L251 116V118H250V120L251 121H249L248 119V122H252V120L254 121V123L252 122L250 125H236L237 127H234V125H233V122H230L229 123V129H227L226 131H228L229 130V132H231V131H233V130H235L234 128H236V131H238V135L236 136V138H238V136H240L239 138H240V143H242V145H257L256 147H260V152L263 150V153L262 154H264V131H263V133H261V134H259L258 133V128L256 127V126H254L255 125V118H258V119H260V115L258 116V113L255 115L254 114V112L252 113ZM259 112V114H260V110L258 111ZM6 113V112H5ZM8 113V112H7ZM29 113V114H30ZM186 113H187V111H186ZM216 113V112H215ZM215 113H214V115H215ZM26 114V113H25ZM173 114V113H172ZM183 114V113H182ZM204 114V113H203ZM238 114H240V113H238ZM262 114V113H261ZM6 115V114H5ZM8 115V114H7ZM16 115V114H15ZM52 115V114H51ZM54 115V114H53ZM53 115L52 116H50V117H53ZM174 115H176V113L174 114ZM184 115V114H183ZM197 115V114H196ZM205 115V114H204ZM211 115H212V113H211ZM210 115V116H211ZM240 115H242V114H240ZM254 115L255 116H257V117H254ZM263 115V114H262ZM27 116V115H26ZM35 116V115H34ZM39 116V115H38ZM69 116H71V115H69ZM75 116V115H74ZM238 116V115H237ZM41 117H43V116H41ZM45 117V116H44ZM72 117V116H71ZM239 117V116H238ZM241 117V116H240ZM247 117H248V115H247ZM9 118H10V116H9ZM12 118V117H11ZM75 118H77L76 116H75ZM74 117H73V119H71V122H72V120H74L75 119ZM201 118L203 119V115L201 116ZM234 118V117H233ZM254 118V119H253ZM35 120V117L33 118L32 117V120ZM44 119V118H43ZM49 120H47V118H45V121L47 120L48 122L49 121H51V119L50 118H48ZM63 119H65L66 120V122L69 120V118H65V116L63 117ZM109 119V118H108ZM157 119V118H156ZM19 120V119H18ZM18 120H16L15 121V123H17V121ZM25 120V119H24ZM23 120V121H24ZM64 120V121H65ZM154 120V119H153ZM4 121V120H3ZM8 121V120H7ZM22 121V122H23ZM39 118H38V122H37V125H38V123H39ZM43 121V120H42ZM41 121V122H42ZM54 121V120H53ZM53 121H52V123H53ZM56 121H59V124L60 123H62V122H60V120H58V116H57V120ZM77 121V120H76ZM76 121L74 122V124L76 123ZM209 121V120H208ZM207 121V122H208ZM263 121V120H262ZM22 122H20V123H22ZM26 122V121H25ZM30 122V121H29ZM28 122V123H29ZM32 122V121H31ZM35 122V123H36ZM55 122V121H54ZM70 122V123H71ZM81 122H83V121H81ZM156 122V121H155ZM154 122V123H155ZM171 122V121H170ZM258 122V121H257ZM7 123V122H6ZM33 123V122H32ZM31 123V124H32ZM45 123V122H44ZM51 123V122H50ZM211 123V122H210ZM246 123V122H245ZM26 124H27V122H26ZM30 124V126L31 127H33V126H35L36 124H34L33 126ZM63 124V123H62ZM59 125L60 127L61 126H63V125ZM69 124V123H68ZM100 124V123H99ZM2 125V124H1ZM0 125V126H1ZM10 125V124H9ZM11 125H12V123H11ZM28 125V124H27ZM40 125H41V123H40ZM47 125V127L49 128V126H48V124H46ZM45 125V126H46ZM51 125V124H50ZM54 125H55V123H54ZM77 125V124H76ZM102 125V124H101ZM208 125V124H207ZM212 125V124H211ZM263 125V124H262ZM20 126V125H19ZM29 126V127H30ZM43 126H44V124H43ZM65 126V125H64ZM63 126V127H64ZM71 126H72V124H71ZM70 126V127H71ZM77 126H79V125H77ZM76 126V127H77ZM90 126V125H89ZM98 126V125H97ZM169 126V125H168ZM41 127V126H40ZM51 127V126H50ZM58 127V125H57V123H56V128ZM67 126H65V128H66ZM70 127L68 128V129H70ZM73 127H74V125H73ZM81 127V126H80ZM264 127V126H263ZM0 128H2V127H0ZM21 129L23 128V127H20ZM35 128V127H34ZM34 128H31V129H34ZM55 128V126L53 127V129ZM55 128V129H56ZM72 128V127H71ZM175 128V127H174ZM179 128H181L180 126H179ZM178 128V129H179ZM25 129V128H24ZM27 129V128H26ZM31 129H29V131L31 130ZM37 129H38V127H37ZM42 128H40L39 129V131L41 130ZM53 129H52V131L51 132H53ZM58 129V128H57ZM56 129V130H57ZM261 129H263V128H261ZM0 130H2V129H0ZM8 130V129H7ZM12 130V129H11ZM60 130V129H59ZM59 130H57V131H59ZM63 130V129H62ZM73 130H76V128H74ZM180 130V129H179ZM207 130V129H206ZM19 131V130H18ZM22 131H24V130H22ZM32 131V130H31ZM30 131V132H31ZM39 131H37V132H39ZM45 132H47L46 131V129L44 130ZM55 131V130H54ZM57 131H56V133H57ZM61 131V130H60ZM106 131V130H105ZM172 131V130H171ZM170 131V132H171ZM181 131V130H180ZM180 131H178V132H180ZM262 131V130H261ZM9 133H10V131H8ZM34 132H36L35 130H33V133ZM42 132V131H41ZM77 132V131H76ZM81 132H82V129H81ZM81 132L79 133V134H81ZM209 132V131H208ZM221 132H223V131H221ZM234 132V131H233ZM2 133V132H1ZM16 133H17V130H16ZM24 133V132H23ZM29 133V132H28ZM43 133V132H42ZM56 133L55 132H53V134H55L56 135ZM68 134H70L69 132H67ZM74 133V132H73ZM73 133H72V135H71V137H73ZM104 133V132H103ZM116 133V132H115ZM166 133V132H165ZM174 133H176V131L175 132H173V134ZM235 133V132H234ZM4 134H6V133H4ZM15 134V133H14ZM13 134V135H14ZM20 134V133H19ZM30 134V133H29ZM28 134V135H29ZM37 134V133H36ZM41 133H39V135H40ZM47 134H50V132L48 131V133ZM67 134V135H68ZM77 134V133H76ZM78 134V135H79ZM92 134H94V133H92ZM107 134H108V132H107ZM172 134V135H173ZM177 134V133H176ZM219 134H220V132H219ZM218 134V135H219ZM25 135V134H24ZM31 135V134H30ZM34 135H35V133H34ZM38 135V136H39ZM46 135V134H45ZM45 135H42V139H39V141L41 140V142H43V141H45V138L43 137V136H45ZM86 135H88V133L86 134ZM85 135V136H86ZM172 135H171V137H172ZM12 136V135H11ZM16 136V138H17V136H18V133H17V135H15ZM15 136H14V138H13V140L14 139H16L15 138ZM37 136V137H38ZM41 136V135H40ZM39 136V137H40ZM57 136V135H56ZM55 136V137H56ZM77 136V135H76ZM75 136V137H76ZM98 136V135H97ZM102 136V135H101ZM176 136H178V135H176ZM231 136V135H230ZM1 137V136H0ZM3 137H4V135H3ZM5 137H6V135H5ZM9 137V136H8ZM7 137V138H8ZM38 137V138H39ZM47 137H49V136H47ZM47 137H46V139H47ZM58 137V136H57ZM56 137V138H57ZM64 137V138H63ZM71 137H69L70 139H72ZM100 137V136H99ZM99 137H96V139L95 140H97V138H99ZM170 137V136H169ZM183 137V136H182ZM22 138V137H21ZM30 138V137H29ZM29 138H26L27 140L26 141H28V139ZM32 138V137H31ZM34 138V137H33ZM62 138L64 139V141H65V138H67V136H62ZM68 138V139H69ZM167 138V137H166ZM207 138V137H206ZM18 139L20 140V138H19V136H18ZM36 139V138H35ZM67 139V140H68ZM82 139V138H81ZM87 139H89V138H87ZM86 139V140H87ZM174 139V138H173ZM182 139V138H181ZM190 139V138H189ZM230 139V138H229ZM9 140V142H12V140L11 139H8ZM7 140V141H8ZM19 140H17V141H19ZM25 140V139H24ZM38 140V139H37ZM73 140V139H72ZM80 139H78V143L79 142H81L82 140H80ZM86 140H85V142H86ZM197 140V139H196ZM212 140V139H211ZM6 141V142H7ZM31 141H33V140H31ZM36 141V140H35ZM50 141V140H49ZM64 141H63V143H64ZM77 141V140H76ZM90 141H92L91 139H90ZM188 141V140H187ZM195 141V140H194ZM193 141V142H194ZM5 142V140H3L2 138H0V147L3 149L4 147H6L7 148V146L5 145V146H3L4 145V143L5 144H8V142L6 143ZM14 142V141H13ZM24 142V141H23ZM38 142V141H37ZM40 142V143H41ZM67 142V141H66ZM94 142V141H93ZM92 142V143H93ZM100 142V141H99ZM142 142H144V141H142ZM170 142V141H169ZM168 142V143H169ZM196 142V141H195ZM15 143V142H14ZM50 143V142H49ZM68 143V142H67ZM95 143H97V142H95ZM135 143V142H134ZM138 143V145L140 146V144L139 143H141V142H136V144ZM180 143H182L181 141H180ZM211 143V142H210ZM21 144H22V142H21ZM31 144H32V142H31ZM65 144V143H64ZM69 146L66 144V146H68V148L70 149V147L73 145V146H75V144H73L72 143V141H70L69 143ZM80 144V143H79ZM89 145H90V143H88ZM104 144V143H103ZM133 144V143H132ZM136 144H134V145H136ZM142 144V143H141ZM145 144H147V142H145ZM183 144V143H182ZM193 144V143H192ZM230 144V143H229ZM14 146H15V144H13ZM12 145V146H13ZM18 144H16V146H17ZM84 145V144H83ZM85 145H86V143H85ZM93 145V144H92ZM105 146H106V143L104 144ZM133 145V146H134ZM136 146V150H137V148L139 147V146ZM9 147L11 146V145H8ZM11 146V147H12ZM14 146H13V148H14ZM22 146H23V144L20 146V148H22ZM65 146V147H66ZM72 146V147H73ZM81 146V145H80ZM87 146V145H86ZM104 146V147H105ZM133 146H131V147H133ZM142 146V145H141ZM183 146H185L184 144L182 145V147ZM194 146V145H193ZM212 144L210 145V147L209 148H212ZM9 147H8V149H9ZM10 147V148H11ZM18 147V146H17ZM71 147V148H72ZM93 147V146H92ZM177 147H178V145H177ZM249 147V146H248ZM12 148V149H13ZM16 148V147H15ZM74 149H75V147H73ZM79 148V147H78ZM81 148H83V147H81ZM135 148V147H134ZM134 148H132V149H134ZM175 148V147H174ZM200 148V147H199ZM242 148H244V147H242ZM253 148V147H252ZM17 149V148H16ZM15 149V151H17L18 150V154L20 153V151H19V149H17L16 150ZM26 149H27V147H26ZM101 149V148H100ZM143 149H146V145H145V148L143 147ZM178 149V148H177ZM176 149V150H177ZM187 149V148H186ZM208 149V148H207ZM5 150V149H4ZM65 150H67L66 148H65ZM64 150V151H65ZM93 150H94V148H93ZM95 150H96V147H95ZM138 150H140V148L138 149ZM137 150V151H138ZM149 150V149H148ZM181 150V149H180ZM195 150H197L198 151V148L197 149H195ZM237 150H238V147H236V148H232V147H229L228 146V148L227 149H225V151L229 154V155H233V154H236L237 153ZM253 150V149H252ZM0 151H1V149H0ZM3 151V150H2ZM8 151V150H7ZM10 151L12 152V150L10 149ZM13 151H14V149H13ZM63 151V152H64ZM75 151H77V149L75 150ZM74 151V152H75ZM81 151V150H80ZM82 151H83V149H82ZM144 151V150H143ZM182 151V150H181ZM206 151V150H205ZM209 151V150H208ZM211 151V150H210ZM250 151V150H249ZM249 151H248V153H249ZM4 152V151H3ZM9 152V151H8ZM10 152V153H11ZM73 152V153H74ZM84 152V151H83ZM103 152V151H102ZM135 152V151H134ZM194 152H196V151H194ZM200 152V151H199ZM213 152V151H212ZM259 152V153H260ZM2 153V152H1ZM21 153H22V151H21ZM26 153V152H25ZM71 153H72V151H71ZM78 153V152H77ZM80 153V152H79ZM95 153V152H94ZM93 153V154H94ZM133 153V152H132ZM137 153V152H136ZM135 153V154H136ZM251 153V152H250ZM257 153V152H256ZM255 153V150H253V153L251 154L252 156H253V154H256ZM3 154V153H2ZM2 154H1V157L2 158H4L3 156H2ZM6 153L4 152V154L3 155H5ZM9 154V153H8ZM27 154V153H26ZM81 154V153H80ZM84 153H82L81 155H83ZM178 154V153H177ZM196 154H198L197 152H196ZM196 154H194V156L196 155ZM15 155H17V154H15ZM19 155H21V154H19ZM67 155H69V154H67ZM87 154H85V156H86ZM181 155H182V153H181ZM199 155V154H198ZM206 155H208L207 153H206ZM205 155V156H206ZM250 155V156H251ZM6 156H7V154H6ZM30 156V155H29ZM213 156V155H212ZM262 156V155H261ZM0 157V159H2ZM8 157V156H7ZM11 157V156H10ZM13 157V156H12ZM28 157V156H27ZM31 157V156H30ZM70 157V156H69ZM73 157V156H72ZM80 157V156H79ZM136 157V156H135ZM196 157V156H195ZM209 157V156H208ZM215 157V156H214ZM213 157V158H214ZM244 157V156H243ZM247 157V156H246ZM245 157V158H246ZM254 157H255V155H254ZM253 157V158H254ZM258 157V156H257ZM263 157V156H262ZM262 157H260V159L261 160H263V158ZM21 158V157H20ZM82 158V157H81ZM80 158V159H81ZM89 158V157H88ZM130 158V157H129ZM131 158H132V156H131ZM177 158H179L178 156H177ZM207 158V157H206ZM259 158V157H258ZM15 159H17V158H15ZM23 159H26V158H23ZM72 159V158H71ZM195 159V158H194ZM231 159H233V158H231ZM244 159V158H243ZM242 159V160H243ZM252 159V158H251ZM255 159V158H254ZM7 160V159H6ZM9 160H10V158H9ZM18 160V159H17ZM84 160V159H83ZM92 159H90V161H91ZM156 160H157V158H156ZM179 160V159H178ZM208 159H206V161H207ZM249 160V159H248ZM256 160V159H255ZM21 161V165H22V163L23 162H26V161H24L23 160V162H22V160H20ZM29 161V160H28ZM58 161V160H57ZM85 161V160H84ZM131 161V160H130ZM183 161V160H182ZM185 161V160H184ZM204 161V160H203ZM209 161V160H208ZM214 161V159H212V162ZM250 162H251V160H249ZM248 161V162H249ZM9 162V161H8ZM15 162V161H14ZM17 162V161H16ZM31 162V161H30ZM158 162V161H157ZM171 162V161H170ZM200 162V161H199ZM244 162V161H243ZM247 162V161H246ZM249 162V163H250ZM5 163V164H4ZM3 164H1L0 165V170L1 169H3V172H7V171H9V170H11L12 171V169H14V168H17V166H19L20 164H19V161H18V163H11V162H9V164H7L6 162H4ZM27 163V162H26ZM113 163V162H112ZM175 163V162H174ZM181 163V162H180ZM192 163H193V161H192ZM207 163V165H208V163L210 164V162H205L204 163V165L203 166H205V164ZM33 164H36V162H34ZM61 164V163H60ZM110 164H111V162H110ZM233 164V163H232ZM21 165H20V167L19 168H21ZM135 165V164H134ZM165 165V164H164ZM183 165H184V163H183ZM198 165V164H197ZM206 165V166H207ZM249 165V164H248ZM2 166H3V168H2ZM23 166H25V165H23ZM29 166V165H28ZM36 166H37V164H36ZM82 167H83V165H81ZM111 166V165H110ZM116 166V165H115ZM257 165H255V167H256ZM27 167V166H26ZM41 167V166H40ZM171 167V166H170ZM176 167V166H175ZM246 167H248V166H246ZM23 168V170H24V168L25 167H22ZM22 168H21V170H22ZM80 168V167H79ZM78 168V169H79ZM180 168V167H179ZM178 168V169H179ZM214 168V167H213ZM26 169H28V171H29V167L28 168H26ZM40 169V168H39ZM38 169V170H39ZM81 169V168H80ZM79 169V171H81ZM84 169V168H83ZM82 169V170H83ZM141 169V168H140ZM181 169V168H180ZM252 169V168H251ZM258 169H261V170H264V164H262V165H260V167L258 168ZM257 169V170H258ZM19 170V169H18ZM17 170V171H18ZM20 170V171H21ZM43 170V169H42ZM118 170V169H117ZM223 170V169H222ZM253 170V169H252ZM257 170H255V171H257ZM16 171V170H15ZM27 171V170H26ZM78 171V172H79ZM84 171H85V169H84ZM169 171V170H168ZM86 172V171H85ZM132 172V171H131ZM198 172V171H197ZM251 172V171H250ZM0 173H2V172H0ZM19 173V172H18ZM25 173V172H24ZM91 173V172H90ZM175 173H176V171H175ZM199 173V172H198ZM243 173V172H242ZM7 174V173H6ZM6 174H4L3 173V176L4 175H6ZM9 174H10V172H9ZM8 174V175H9ZM11 174H12V172H11ZM13 174H14V172H13ZM28 174V173H27ZM147 174V173H146ZM145 174V175H146ZM20 175V174H19ZM81 175V174H80ZM97 175H100V173L99 174H94V176H97ZM104 175V174H103ZM106 175V174H105ZM223 175V174H222ZM232 175V174H231ZM230 175V176H231ZM0 176H1V174H0ZM23 176V175H22ZM28 176V175H27ZM32 176V175H31ZM101 176H102V172H101ZM219 176H220V173H219ZM224 176V175H223ZM226 176V175H225ZM242 176V175H241ZM35 177V176H34ZM50 177V176H49ZM49 177H47V178H49ZM58 177V176H57ZM111 177H112V174H111ZM250 177V175H247V178H249ZM46 178V177H45ZM94 178V177H93ZM93 178L91 179V180H93ZM96 178H98V176L97 177H95L94 178V180L96 181ZM178 178V177H177ZM226 178H227V176H226ZM50 179V178H49ZM62 179V178H61ZM84 179V178H83ZM139 179H141V178H139ZM169 179V178H168ZM223 179H224V177H223ZM261 179V178H260ZM262 179H264V178H262ZM25 180V179H24ZM27 180V179H26ZM26 180H25V182H26ZM236 180H238V179H236ZM243 180V179H242ZM253 182H258V180H259V177L257 176V175H255V172H253V176H252V179H251ZM47 181H48V179H47ZM94 181V182H95ZM228 181V180H227ZM226 181V182H227ZM239 181V180H238ZM245 181V180H244ZM264 181V180H263ZM33 182V181H32ZM92 182V181H91ZM229 182V181H228ZM234 182V181H233ZM249 182V181H248ZM43 183V182H42ZM71 183V182H70ZM135 183V182H134ZM238 183V182H237ZM263 183V182H262ZM74 184V183H73ZM73 184H71V185H73ZM250 184V183H249ZM259 184V183H258ZM2 185V184H1ZM0 185V186H1ZM41 185H43V184H41ZM50 185H51V182H50ZM226 186H227V184H225ZM225 185H224V187H225ZM232 185V184H231ZM4 186V185H3ZM7 186V185H6ZM245 186V185H244ZM250 186H251V184H250ZM264 186V185H263ZM229 187V186H228ZM228 187H226V188H228ZM6 188V187H5ZM22 188V187H21ZM223 188V187H222ZM225 188V189H226ZM247 188V187H246ZM259 188H260V186H259ZM259 188H258V190H259ZM225 189H223V190H225ZM232 189V188H231ZM230 189V190H231ZM253 189V188H252ZM3 191V190H2ZM64 191V190H63ZM116 191V190H115ZM236 191H238V190H236ZM7 192V191H6ZM253 192V191H252ZM258 192V191H257ZM241 193H243V190H242V192ZM240 193V194H241ZM2 194V193H1ZM8 194V193H7ZM6 194V195H7ZM9 194H11V193H9ZM56 194H57V192H56ZM55 194V195H56ZM82 194V193H81ZM254 194H256V191L254 192ZM28 195H29V193H28ZM43 195V194H42ZM78 195H79V193H78ZM238 195V194H237ZM12 196V195H11ZM53 196V195H52ZM57 196V195H56ZM77 197H79V196H77ZM253 197V196H252ZM257 197V196H256ZM259 197V196H258ZM56 198V197H55ZM241 198V197H240ZM5 199V198H4ZM4 199H3V201H4ZM239 199V198H238ZM7 200V199H6ZM10 200V199H9ZM8 200V201H9ZM250 200V199H249ZM42 201V200H41ZM40 201V202H41ZM235 201H238V200H235ZM10 202V201H9ZM40 202H38V203H40ZM239 202V201H238ZM18 203V202H17ZM43 204H44V200H43V202H42ZM8 204V203H7ZM19 204V203H18ZM22 206V205H21ZM20 206V207H21ZM263 206V205H262ZM26 207V206H25ZM28 207H30V204H29V206ZM35 207V206H34ZM36 208V207H35ZM261 210V209H260ZM28 211V210H27ZM241 212V211H240ZM12 213V212H11ZM15 213V212H14ZM238 213H239V210H238ZM18 214V213H17ZM263 214V213H262ZM44 215V214H43ZM71 215V214H70ZM238 215V214H237ZM10 216V215H9ZM8 216V217H9ZM46 216V215H45ZM151 216V215H150ZM28 217V216H27ZM32 217V216H31ZM42 217V216H41ZM46 218V217H45ZM240 218L241 217H239L238 218V220H240ZM264 217H262V219H263ZM5 219V218H4ZM9 219V218H8ZM235 219V218H234ZM255 222V221H254ZM262 223H264V222H262ZM219 224V223H218ZM233 224H235V222L233 223ZM238 224V223H237ZM252 224V223H251ZM262 225V224H261ZM260 225V226H261ZM264 225V224H263ZM263 225L261 226V227H263ZM231 226H235V225H231ZM242 226V225H241ZM255 228H256V226H255ZM146 229H147V226H146ZM254 229V228H253ZM260 229H262V228H260ZM144 230H145V228H144ZM257 230H259V229H257ZM68 235V234H67ZM9 237V236H8ZM83 237V236H82ZM5 239H6V237H5ZM9 239V238H8ZM15 241V240H14ZM17 242V241H16ZM13 243V242H12ZM5 244V243H4ZM21 245V244H20ZM6 246H7V244H6ZM16 246H17V244H16ZM130 248V247H129ZM133 248V247H132ZM8 249V248H7ZM131 250V249H130ZM13 252V251H12ZM15 252H17L16 250H15ZM39 252V251H38ZM37 253V252H36ZM7 254V253H6ZM38 254V253H37ZM118 254H119V252H118ZM121 254V253H120ZM125 254V253H124ZM123 254V255H124ZM10 255V254H9ZM33 255V254H32ZM99 255H101V254H99ZM103 255V254H102ZM98 256V255H97ZM115 256H117V255H115ZM235 256V255H234ZM16 257V256H15ZM99 257V256H98ZM20 258H21V256H20ZM32 258V257H31ZM97 258V257H96ZM99 258H101V257H99ZM98 258V259H99ZM22 259V258H21ZM90 259V258H89ZM112 260H114V259H112ZM111 260V261H112ZM15 261H17V260H15ZM90 261H92V260H90ZM108 261V260H107ZM115 261V260H114ZM114 261H112L113 262V264H115V262ZM94 263H96L95 261H93ZM97 262L98 263H100V259H99V261L97 260ZM2 263H4V262H2ZM87 263H90V262H88L87 261ZM101 263H103L102 261H101ZM100 263V264H101ZM20 264V263H19ZM24 264H25V262H24ZM107 264V263H106Z\"/></svg>", "mask_w": 264, "mask_h": 264}]
</instances>
